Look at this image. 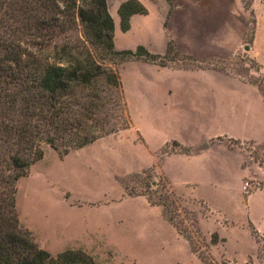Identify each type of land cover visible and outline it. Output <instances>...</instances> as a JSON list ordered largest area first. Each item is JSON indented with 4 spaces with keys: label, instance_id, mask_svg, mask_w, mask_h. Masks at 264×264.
<instances>
[{
    "label": "rangeland",
    "instance_id": "obj_1",
    "mask_svg": "<svg viewBox=\"0 0 264 264\" xmlns=\"http://www.w3.org/2000/svg\"><path fill=\"white\" fill-rule=\"evenodd\" d=\"M123 1L106 0L115 48L164 65H115L131 125L67 154L44 145L16 182L21 225L96 264H264L250 219L264 228V0H139L125 32Z\"/></svg>",
    "mask_w": 264,
    "mask_h": 264
},
{
    "label": "trees",
    "instance_id": "obj_2",
    "mask_svg": "<svg viewBox=\"0 0 264 264\" xmlns=\"http://www.w3.org/2000/svg\"><path fill=\"white\" fill-rule=\"evenodd\" d=\"M116 12L125 32L131 16L147 9L125 0ZM129 59L164 65L165 56L144 45L116 49L106 0H0V264H96L81 249L53 256L38 246L20 223L16 182L42 158L44 145L67 154L131 125L115 68ZM147 200L177 228L164 202Z\"/></svg>",
    "mask_w": 264,
    "mask_h": 264
},
{
    "label": "crops",
    "instance_id": "obj_3",
    "mask_svg": "<svg viewBox=\"0 0 264 264\" xmlns=\"http://www.w3.org/2000/svg\"><path fill=\"white\" fill-rule=\"evenodd\" d=\"M260 191V190H259ZM256 192V191H255ZM255 192H252L249 196H248V203L250 202V198L252 197V195L255 193ZM250 219L252 220V222L256 225V227L258 228V230L260 231V233L262 235H264V228H262L261 226H259V224H256V222L250 217ZM201 264H204L200 261Z\"/></svg>",
    "mask_w": 264,
    "mask_h": 264
},
{
    "label": "built area",
    "instance_id": "obj_4",
    "mask_svg": "<svg viewBox=\"0 0 264 264\" xmlns=\"http://www.w3.org/2000/svg\"><path fill=\"white\" fill-rule=\"evenodd\" d=\"M245 187H246V185L243 186V188H245Z\"/></svg>",
    "mask_w": 264,
    "mask_h": 264
}]
</instances>
